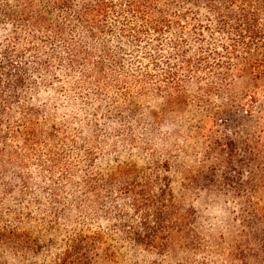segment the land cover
<instances>
[{
    "label": "rangeland",
    "instance_id": "obj_1",
    "mask_svg": "<svg viewBox=\"0 0 264 264\" xmlns=\"http://www.w3.org/2000/svg\"><path fill=\"white\" fill-rule=\"evenodd\" d=\"M40 1L42 10L61 21L47 0ZM82 1L73 0L65 20L75 36L82 35L73 18ZM222 1L216 0V5ZM180 4L191 7L176 13L162 35L149 31L141 42L123 34L138 27L128 14L118 10L105 23L108 46L121 61L119 74H149L151 87H156L160 79L176 73L182 81L179 100L153 94L141 97L133 88L115 102L113 92L100 95L96 102L93 92L78 89V74L57 63L48 69L38 65L47 62L48 55L35 50L28 29L22 36L14 35L11 24L0 22V45L4 44L0 56L6 47H17V57L28 72L21 105L38 110L49 126L65 129L58 150L63 149L64 137L78 141L77 146L65 147L63 154L73 180L63 181L61 174L46 176L43 164H35L26 192L11 177L0 185V239L30 241L26 248L0 253V264H15L17 252L29 264H61L63 254L80 244L85 264H264V76H252L247 65L234 69L237 60L228 49L233 45L230 29L238 21L228 18L226 33L209 2L180 0ZM171 6H177L176 0ZM232 11V16L239 14ZM260 22L264 24V16ZM25 47L29 51L21 53ZM53 48L47 44L44 49L52 54ZM239 50L242 60L246 55L241 44ZM258 57L264 58V52ZM88 125L97 127L107 143L93 163L86 152L92 137ZM128 136L137 145L133 149L124 141ZM21 143L9 140L5 146L11 151ZM193 157L213 161L201 172L193 171L195 179L188 175ZM88 175L117 187L151 184L155 206L173 211V223L160 230L149 248L129 240L125 231L129 226L137 230L140 219L131 215L123 198L107 197L97 215L87 209L77 184ZM217 188V196L205 197V191ZM193 221L194 236L188 231Z\"/></svg>",
    "mask_w": 264,
    "mask_h": 264
},
{
    "label": "trees",
    "instance_id": "obj_2",
    "mask_svg": "<svg viewBox=\"0 0 264 264\" xmlns=\"http://www.w3.org/2000/svg\"><path fill=\"white\" fill-rule=\"evenodd\" d=\"M47 1L52 11L61 14V21L52 19L50 12L42 10L40 0H0V22L11 24L14 35L22 36L28 29L30 43L36 44L35 50L37 52L44 50V54L48 55L47 62L38 64L41 68L48 69L53 63H57L60 69L64 68L69 73L78 74L80 77L78 89L86 88L93 92L96 102L98 97L106 95V92L114 93L112 102H115L119 97L127 96L133 88L141 97L153 94L160 98L180 99L182 81L176 73L160 79L161 83L156 87H151L149 74L142 76L119 74L121 61L113 56L105 38L107 34L105 23L112 14L119 13L118 10L128 14L138 23V27L132 32L123 31L124 36L131 34L134 42H141L149 31L162 35L173 25L172 18L177 14L158 7L160 0H83L79 9L73 12L75 27L81 30V36H75L65 25V20L72 13L73 0ZM203 1L212 5V11L217 14L221 25L225 26L228 18L239 22L236 28L230 29L233 45L228 49V54L237 60L234 69L247 65L253 69L252 76H264V73L258 72L257 75L254 71L264 69V58L258 57V54L264 52V24L260 22L264 16V0H223L220 6L216 5V0ZM119 2L122 3L120 7ZM165 2L171 6L174 0ZM234 9H237L239 14L232 16ZM224 32H229L226 26ZM47 44L54 45L55 49L51 50L54 53L59 51L62 55L45 51ZM239 44L246 55L243 57L246 61L239 60ZM2 47L4 44L0 45V50ZM29 48L25 47L21 53L28 52ZM14 50L6 47L0 56V185L7 184L8 178L11 177L20 183L19 189L26 192L29 188L30 168L35 164L37 166L43 164L41 168L46 176L61 174L63 181H71L72 169L67 165L68 159L63 154L65 147L77 146L78 141L70 136L64 137L67 140L63 141V149L58 150L59 143L63 140L60 135L65 133V129L49 126L48 121L43 122V119L39 118L38 110L21 105L20 92L27 87L29 79L24 63L17 57V47ZM166 83L171 86L166 87ZM88 128L92 137L89 135L86 152L90 163H93L95 155L105 149L107 143L98 135L97 127L88 125ZM19 139L22 140L19 146L11 151L6 149L7 141ZM124 141L132 149L137 146L131 136L126 137ZM114 146L115 144L111 145ZM112 184L114 183L105 184L100 178L88 175L82 178L77 187L80 195L85 198L87 209L95 215L103 212L107 197L114 200L126 199L127 210L131 211L133 217L140 219L138 229L144 232L140 234L138 229L133 230L131 226L128 232L125 231L126 226H123L122 230L126 232L129 240L145 249L151 247L159 238V232L165 230V225L173 223L170 218L173 211L164 212L159 205L155 206L158 201L154 202L157 197L151 184L132 182L120 187ZM57 191L58 189L55 193ZM83 209L86 207L83 206ZM128 211L122 212L128 216L130 213ZM157 223L158 228L153 229L152 226ZM85 260L80 244L75 250H67L63 254L61 264H85Z\"/></svg>",
    "mask_w": 264,
    "mask_h": 264
},
{
    "label": "clouds",
    "instance_id": "obj_3",
    "mask_svg": "<svg viewBox=\"0 0 264 264\" xmlns=\"http://www.w3.org/2000/svg\"><path fill=\"white\" fill-rule=\"evenodd\" d=\"M177 6H170V3H166L165 0H160V3L158 7H162L166 9L167 12L169 13H182L183 11H186L188 8L191 7V5H187L185 7L184 5L180 4V0H176ZM213 161L206 159V157L203 160H197L195 157H193V161L189 165V171L188 175L190 178L195 179V176H192V172L196 171L197 173L201 172L205 168H208L209 165H211ZM219 189L217 188L216 190H208L205 191V197H211V196H217L219 193ZM225 201H227V197L224 198ZM225 208L226 210L228 209L227 203H225ZM197 228L196 222L193 221L192 227L188 230L193 236L195 234V229ZM0 244H3V247H0V253L6 254L9 251H16L18 248H26L29 246L30 241L28 240H15V239H8L7 241L0 239ZM15 264H29L28 259L26 257L17 252L16 254V259H15Z\"/></svg>",
    "mask_w": 264,
    "mask_h": 264
}]
</instances>
